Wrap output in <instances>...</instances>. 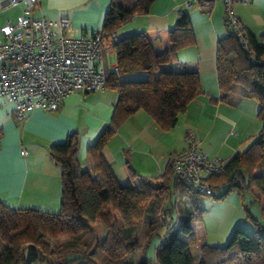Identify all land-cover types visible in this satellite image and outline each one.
Masks as SVG:
<instances>
[{"label": "trees", "instance_id": "trees-1", "mask_svg": "<svg viewBox=\"0 0 264 264\" xmlns=\"http://www.w3.org/2000/svg\"><path fill=\"white\" fill-rule=\"evenodd\" d=\"M154 1L112 0L102 32H115L133 15L148 13ZM191 41L189 12L180 9L173 28L146 27L114 42L119 71L106 69V87L118 92V100L111 124L88 147L91 168L81 165L78 132L51 144L50 156L62 172L61 210L14 208L0 199V240L6 244L0 264H51L34 243L44 236L81 238L88 230H93L90 252L57 264H264V225L258 218L249 213L253 232L236 228L227 246H211L200 225L204 214L199 205L201 193L193 184L179 180L171 166L163 176L144 177L130 162L132 182L126 184L102 154L117 128L132 114L145 110L169 130L203 92L197 69L174 65V53ZM250 41L254 58L234 35L219 40L217 77L222 99L238 95L258 101L262 129L246 150L227 160L223 174L208 180L212 195L227 187L220 197L235 190L244 196L249 190L264 219V42L254 35ZM138 74L142 76L135 78ZM140 223L150 234L146 243L137 236ZM162 230L165 235L148 257L153 239ZM197 252L202 253L198 261ZM90 254H96L101 263Z\"/></svg>", "mask_w": 264, "mask_h": 264}, {"label": "crops", "instance_id": "crops-1", "mask_svg": "<svg viewBox=\"0 0 264 264\" xmlns=\"http://www.w3.org/2000/svg\"><path fill=\"white\" fill-rule=\"evenodd\" d=\"M112 0H40L35 14L56 22L68 17L72 28L68 36L103 31ZM185 0H155L148 13L133 15L120 26L118 38L146 27L173 28L178 11L189 12L192 41L174 53V65H187L200 72L203 92L180 115L174 128H162L145 110H139L121 124L102 154L122 182L132 180L128 162L141 176H163L170 167L172 153L187 147V134L194 131L200 148L209 156L227 160L246 150L262 129L260 105L249 97L221 98L217 77L219 40L229 35L224 23L223 3L187 7ZM21 6L0 12V27L7 18L15 19ZM236 11L250 35L264 42V0L237 3ZM101 63L112 71L117 65L113 48L102 50ZM142 75H135L140 78ZM118 92L107 88L82 95L71 94L60 108H36L21 121L13 118L15 104L0 98V199L7 205L59 212L61 208V166L52 160L50 146L63 142L69 134L80 135L79 159L84 169L91 168L87 150L103 129L111 124ZM233 128H237L235 131ZM234 131V132H232ZM27 149L26 155L22 150ZM171 180V179H169ZM175 199L176 194L172 195Z\"/></svg>", "mask_w": 264, "mask_h": 264}, {"label": "built area", "instance_id": "built-area-1", "mask_svg": "<svg viewBox=\"0 0 264 264\" xmlns=\"http://www.w3.org/2000/svg\"><path fill=\"white\" fill-rule=\"evenodd\" d=\"M215 1L219 0H185L184 3L187 7H209ZM220 1L229 33L254 58L250 34L236 11L237 3L249 0ZM39 2L0 0V12L21 6L16 18H7L0 27V98L15 104L16 121L26 119L36 108L56 110L71 94L106 90V69L98 62L102 60V50L113 48L118 40L116 31L68 36L66 31L72 28L70 18L61 17L54 22L36 15ZM114 70L118 72L119 67L116 65ZM186 140L187 147L170 157L173 173L179 180L193 184L199 193L212 195L208 177L223 174L227 159L204 152L194 131L188 132ZM27 153V149L22 150L23 155Z\"/></svg>", "mask_w": 264, "mask_h": 264}, {"label": "rangeland", "instance_id": "rangeland-1", "mask_svg": "<svg viewBox=\"0 0 264 264\" xmlns=\"http://www.w3.org/2000/svg\"><path fill=\"white\" fill-rule=\"evenodd\" d=\"M233 129L237 131V128ZM131 182L132 180L123 183L127 184ZM226 190L227 187H222L215 190L214 195H199V205L204 209L203 222L200 225L206 241L211 246H227L236 228H241L248 233L253 232L255 230V225L249 217V213L258 218L264 225L260 205L258 202H254V197L249 190L245 191L244 196H241L238 191L235 190L228 194V196L220 197ZM138 226L137 236L143 243H146L150 234L145 231L146 226L143 223H140ZM92 234L93 230H88L81 238H74L70 235H61L57 238L44 236L39 242L34 243V247L37 248L51 264H57L63 262L66 258L73 257L74 255L81 256L83 252H88ZM163 235H165L164 230L160 232V236H156L153 239L152 245L147 251L148 257L153 255L155 246L160 243ZM5 246V242L0 240V253ZM141 253L142 250L138 251V254ZM21 254L20 252L19 258ZM90 256L101 263L100 258L96 254H90ZM201 256L202 253L197 252L196 261H198Z\"/></svg>", "mask_w": 264, "mask_h": 264}]
</instances>
